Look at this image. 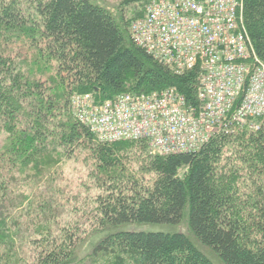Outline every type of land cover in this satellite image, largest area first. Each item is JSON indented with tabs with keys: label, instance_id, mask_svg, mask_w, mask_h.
Returning <instances> with one entry per match:
<instances>
[{
	"label": "trees",
	"instance_id": "trees-1",
	"mask_svg": "<svg viewBox=\"0 0 264 264\" xmlns=\"http://www.w3.org/2000/svg\"><path fill=\"white\" fill-rule=\"evenodd\" d=\"M151 1L120 0L115 13L92 0H0V264H264V117L259 131L149 156L142 140L96 143L71 115L69 100L86 94L174 88L196 105L197 69L178 75L131 40ZM243 19L264 63V0H243ZM21 47L39 68L23 70ZM80 142L95 148L99 176L84 221L52 212L49 186L38 190ZM130 224L168 230L120 228Z\"/></svg>",
	"mask_w": 264,
	"mask_h": 264
},
{
	"label": "built area",
	"instance_id": "built-area-1",
	"mask_svg": "<svg viewBox=\"0 0 264 264\" xmlns=\"http://www.w3.org/2000/svg\"><path fill=\"white\" fill-rule=\"evenodd\" d=\"M131 40L176 74L197 69V103L174 88L98 101L73 96L76 121L99 142L144 140L156 154L198 151L264 116V63L243 19V0H157L131 22Z\"/></svg>",
	"mask_w": 264,
	"mask_h": 264
},
{
	"label": "rangeland",
	"instance_id": "rangeland-1",
	"mask_svg": "<svg viewBox=\"0 0 264 264\" xmlns=\"http://www.w3.org/2000/svg\"><path fill=\"white\" fill-rule=\"evenodd\" d=\"M92 1L106 5L111 10L113 9L115 13H116V6H118V4L120 3V0H92ZM127 12L129 13V10L126 9V13ZM19 55L20 57L18 61L19 62L24 61V66H23L24 71L28 72L29 68L30 69L39 68V66L33 65L32 61L33 58H36V56H33V53L31 51L21 47ZM25 65L28 66V68H26ZM51 68L52 67H50V73H45L44 75H41V77L42 78H47L48 76L51 77V75L53 74ZM68 105L71 115L74 119L71 109V99L69 100ZM263 117L264 116H262V118ZM261 123L262 120H260V118L249 119L244 123H242L240 126L236 127L233 131L237 129L238 130L247 129L249 131L256 132L259 131ZM262 125L264 126V120ZM4 139H5V135L3 134V132H0V149L4 144ZM96 143L99 144V142L97 141ZM147 153L149 156L157 155L149 147ZM95 157H96L95 148H93L89 143L86 144L80 142L79 146L76 147L72 152L69 153L67 152L64 157L62 156V158L59 159L57 165L53 167L55 171H51L50 176L48 178L46 177L43 179L40 188L38 190L43 189V186H47V187L49 186L48 187L49 194L46 195V197L52 198L57 203L51 208L52 212L64 216L67 215L69 216L68 218L70 219H72L71 218L72 215H75L76 218H78V220L84 221V219L81 217H83L82 215L85 213L86 209L88 208L87 206L88 197L95 196V193L97 192L95 185H96V179H98L99 176L96 175V171H95V162H96ZM121 163L125 165L124 170L129 172L130 164H128V162H123V161H121ZM131 165L133 164L131 163ZM148 177L149 176H147V178ZM24 193L26 195H31V193L26 191ZM26 205L27 203L25 202L23 206ZM76 207H80V212L78 214H74L72 210ZM79 223H84V222H79ZM120 228L127 232H141V231L165 232L168 230L166 227L153 226V225H134V224L121 226ZM172 230L175 232H182V231L184 232L186 231V225L185 223H183L182 225ZM195 244L198 245L196 242ZM200 250H202L206 255H208L211 259H213L209 254H207V251L205 249L200 247ZM213 260L214 262H216V264H219L215 259Z\"/></svg>",
	"mask_w": 264,
	"mask_h": 264
}]
</instances>
